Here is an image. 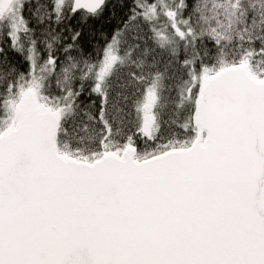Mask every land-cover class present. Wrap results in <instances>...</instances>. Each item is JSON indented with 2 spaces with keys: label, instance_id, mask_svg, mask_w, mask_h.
I'll use <instances>...</instances> for the list:
<instances>
[{
  "label": "snow or ice",
  "instance_id": "1",
  "mask_svg": "<svg viewBox=\"0 0 264 264\" xmlns=\"http://www.w3.org/2000/svg\"><path fill=\"white\" fill-rule=\"evenodd\" d=\"M0 264H264V0H0Z\"/></svg>",
  "mask_w": 264,
  "mask_h": 264
}]
</instances>
